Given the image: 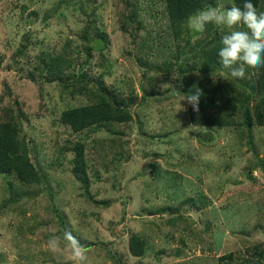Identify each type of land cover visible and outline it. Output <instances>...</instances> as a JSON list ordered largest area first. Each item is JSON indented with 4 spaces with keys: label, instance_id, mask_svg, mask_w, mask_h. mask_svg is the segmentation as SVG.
I'll return each mask as SVG.
<instances>
[{
    "label": "rangeland",
    "instance_id": "rangeland-1",
    "mask_svg": "<svg viewBox=\"0 0 264 264\" xmlns=\"http://www.w3.org/2000/svg\"><path fill=\"white\" fill-rule=\"evenodd\" d=\"M183 31L174 38L165 0H0V123L19 128L42 177L26 185L0 174V264H73L65 230L91 245L85 264H264V125L254 117L248 132L239 117L213 132L191 123V83H224L240 104L247 93L231 70H203L227 29L194 34L187 22ZM101 33L108 44L87 58ZM48 56L64 59L62 81L40 78ZM260 69L241 80L255 86ZM100 88L128 102L130 119L72 133L61 114L99 102ZM76 143L88 193L72 174ZM132 235L145 242L140 258L129 252ZM53 236L57 251L46 246Z\"/></svg>",
    "mask_w": 264,
    "mask_h": 264
},
{
    "label": "trees",
    "instance_id": "trees-1",
    "mask_svg": "<svg viewBox=\"0 0 264 264\" xmlns=\"http://www.w3.org/2000/svg\"><path fill=\"white\" fill-rule=\"evenodd\" d=\"M208 2L209 0H165L169 26L175 39H178L184 32L188 18L202 10ZM233 2L235 6L242 8L245 0H233ZM250 2L256 6L259 12L261 1L250 0ZM216 42L217 36L215 34ZM107 44L106 36L101 33L98 39L94 41V46L87 49V58H90L91 50L100 51ZM219 49L220 47L216 43V49L204 56L203 70L205 72L228 73L231 70L225 69L220 65ZM40 62L43 65V69L38 71L41 79L44 78L46 82L50 83L62 81L61 76L64 74L61 69L64 64L62 57L48 56V59L45 57L41 58ZM260 71V76L256 80L255 86L251 87L241 79L239 81L235 80L239 88L247 93L245 96L247 102L241 104L236 99L227 97L222 89L225 87L224 83H221L219 87H210L205 81L191 83L189 89L184 92L186 95L198 91L201 92L198 111H193L187 104L191 123L209 127L213 132L217 129L234 125L239 117L241 119L239 124L248 132H251L252 127L256 125L254 122L257 121H254V117L256 120L262 121L260 124L264 125V67H261ZM42 72H45V77H43ZM188 72L191 73L194 70ZM27 78L35 82L33 74ZM100 93L103 96L95 104L65 110L60 116L61 123L68 127L72 133L79 134L91 128H102L107 123L128 122L130 119V115L126 110L129 105L128 102L117 100L113 93L111 95L108 91L102 90V88H100ZM249 101H253V105H256L254 109L249 106ZM18 129L11 122L0 123V174L13 175L19 182L26 185H41V174L31 162L26 144L19 140ZM248 143L253 148L250 134ZM71 151L74 153L72 174L88 193L90 183L86 172L84 146L81 143H76ZM189 202L193 201L189 200ZM93 203L103 206L108 204L106 201H93ZM192 205H195V203L193 202ZM89 246L91 245H87L85 248ZM128 246L129 252L133 257L140 258L145 253V242L137 235L130 237ZM231 257L232 255L229 254L224 259L229 260Z\"/></svg>",
    "mask_w": 264,
    "mask_h": 264
},
{
    "label": "clouds",
    "instance_id": "clouds-1",
    "mask_svg": "<svg viewBox=\"0 0 264 264\" xmlns=\"http://www.w3.org/2000/svg\"><path fill=\"white\" fill-rule=\"evenodd\" d=\"M214 24L227 29L221 39L218 52L220 65L231 69L230 76L242 79L246 68L264 67V12L245 0L243 7H207L188 18V27L194 34L202 33L206 25ZM201 92L187 95L184 99L193 111L199 110ZM62 240L53 236L47 241L50 251H57ZM63 243L70 251L73 264H85L86 249L70 230H65Z\"/></svg>",
    "mask_w": 264,
    "mask_h": 264
}]
</instances>
